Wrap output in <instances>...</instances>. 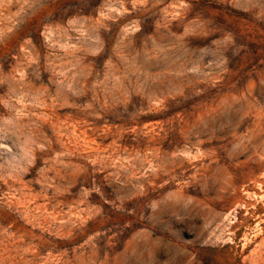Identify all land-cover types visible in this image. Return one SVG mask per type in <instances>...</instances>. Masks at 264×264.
<instances>
[{
	"label": "rangeland",
	"instance_id": "1",
	"mask_svg": "<svg viewBox=\"0 0 264 264\" xmlns=\"http://www.w3.org/2000/svg\"><path fill=\"white\" fill-rule=\"evenodd\" d=\"M0 264H264V0H0Z\"/></svg>",
	"mask_w": 264,
	"mask_h": 264
}]
</instances>
